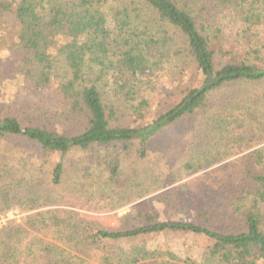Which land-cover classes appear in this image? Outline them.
<instances>
[{"label":"trees","instance_id":"16d2710c","mask_svg":"<svg viewBox=\"0 0 264 264\" xmlns=\"http://www.w3.org/2000/svg\"><path fill=\"white\" fill-rule=\"evenodd\" d=\"M261 144L264 0H0V264H264Z\"/></svg>","mask_w":264,"mask_h":264},{"label":"rangeland","instance_id":"374dc122","mask_svg":"<svg viewBox=\"0 0 264 264\" xmlns=\"http://www.w3.org/2000/svg\"><path fill=\"white\" fill-rule=\"evenodd\" d=\"M166 83H168V82H166ZM166 83L163 86H161L162 87L161 89H159V88L155 89L156 95H159L162 92L167 91V90L168 91L172 90V88L169 89V86H170L169 83L168 84H166ZM171 86H174L175 88L180 87L178 84H173ZM158 101H159V99H157L153 103L154 111H157V110H155V108L158 104ZM263 146H264V144H261V145L255 147V149L261 148ZM252 150H254V149H251V150H249L243 154L237 155V156L229 159L228 161L224 162L223 164H221L215 168H219L220 166H223V165L224 166L225 165L231 166L234 163L238 162V160H239V158H241V156L245 155L246 153H248ZM215 168H212L211 170H213ZM211 170H208L206 172H202V173L195 175L191 178H186L183 181L177 182V183L169 186L168 188L161 190L160 192L156 193L155 195L162 193V192H165L167 190L179 187L181 184H184L187 181L190 182L191 180H196L199 182L198 184L194 183L191 188H196L198 190H201V189H203V175L206 174L207 172L211 171ZM151 197L152 196L145 198L143 200L137 201V202L133 203L131 206H133L134 204L140 203L142 201H145V200L150 201ZM131 206H128V207H125V208H122V209H119L116 211H104V210L89 208L88 206H82V207L78 206L77 207V206H73L72 204H65V206H63V207L69 208L71 210H75L85 219H87L89 221L101 223L102 225H104L107 228H118L120 225L121 218L128 212V210ZM26 215H27V213H23V212L21 213L17 209V210H13V211L8 212V214H6V215H0V220H1L2 224L5 223L7 220L20 221Z\"/></svg>","mask_w":264,"mask_h":264},{"label":"built area","instance_id":"2783aa9c","mask_svg":"<svg viewBox=\"0 0 264 264\" xmlns=\"http://www.w3.org/2000/svg\"><path fill=\"white\" fill-rule=\"evenodd\" d=\"M0 223H1V220H0ZM1 224H2V223H1ZM1 224H0V225H1Z\"/></svg>","mask_w":264,"mask_h":264}]
</instances>
